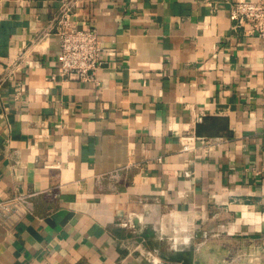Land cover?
Here are the masks:
<instances>
[{"label":"crops","instance_id":"0c3cea01","mask_svg":"<svg viewBox=\"0 0 264 264\" xmlns=\"http://www.w3.org/2000/svg\"><path fill=\"white\" fill-rule=\"evenodd\" d=\"M234 1L0 0V76L19 75L0 198L33 210L0 215V264H227L264 243V39ZM64 3L101 38L91 80L60 73Z\"/></svg>","mask_w":264,"mask_h":264},{"label":"built area","instance_id":"2783aa9c","mask_svg":"<svg viewBox=\"0 0 264 264\" xmlns=\"http://www.w3.org/2000/svg\"><path fill=\"white\" fill-rule=\"evenodd\" d=\"M71 13V6L64 3L59 14L50 21L47 32H54L59 36L60 73L69 78L91 80L95 78L96 71L102 64V41L96 29L73 24ZM231 15L244 20L246 31L258 32L264 39V0H236L232 3ZM15 71L11 68L0 76V87L4 79L18 78V72ZM20 89L18 84V90ZM195 139L194 133L184 135L182 150H195ZM32 212L29 193L0 198V215L7 219L18 220ZM224 260L229 262L227 258Z\"/></svg>","mask_w":264,"mask_h":264},{"label":"rangeland","instance_id":"374dc122","mask_svg":"<svg viewBox=\"0 0 264 264\" xmlns=\"http://www.w3.org/2000/svg\"><path fill=\"white\" fill-rule=\"evenodd\" d=\"M222 249L230 248L229 244H224ZM237 254L227 258L230 263L227 264H264V243L241 241L234 246Z\"/></svg>","mask_w":264,"mask_h":264},{"label":"bare ground","instance_id":"6f19581e","mask_svg":"<svg viewBox=\"0 0 264 264\" xmlns=\"http://www.w3.org/2000/svg\"><path fill=\"white\" fill-rule=\"evenodd\" d=\"M171 215H172V214H171ZM170 223H171V222H170ZM182 230H183V229H182ZM185 230H186V229H185ZM178 232H179V231H178ZM176 233H177V232H176ZM176 233H175V234H176Z\"/></svg>","mask_w":264,"mask_h":264},{"label":"water","instance_id":"95a60500","mask_svg":"<svg viewBox=\"0 0 264 264\" xmlns=\"http://www.w3.org/2000/svg\"><path fill=\"white\" fill-rule=\"evenodd\" d=\"M195 264H198L197 262Z\"/></svg>","mask_w":264,"mask_h":264}]
</instances>
